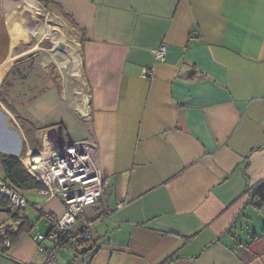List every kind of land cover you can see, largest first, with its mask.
Segmentation results:
<instances>
[{"label":"crops","instance_id":"0c3cea01","mask_svg":"<svg viewBox=\"0 0 264 264\" xmlns=\"http://www.w3.org/2000/svg\"><path fill=\"white\" fill-rule=\"evenodd\" d=\"M13 1L0 0V154L40 150L31 137L42 148L45 133L93 145L104 196L92 218L85 210L95 250L83 264H264V216L252 204L264 184V0ZM37 56L62 79L15 107L34 126L28 136L8 83ZM44 198L35 206L64 214ZM37 235L0 264H43Z\"/></svg>","mask_w":264,"mask_h":264},{"label":"built area","instance_id":"2783aa9c","mask_svg":"<svg viewBox=\"0 0 264 264\" xmlns=\"http://www.w3.org/2000/svg\"><path fill=\"white\" fill-rule=\"evenodd\" d=\"M153 55L156 61H163L165 47L161 46ZM149 74L152 76V72H146V77ZM20 161L43 185L39 193L47 201L59 200L65 207L62 216L42 212L41 207H37L52 227L50 233L35 237L38 250L44 255L43 264H58L56 255L60 251L68 250L78 240L92 239V222L87 220L85 208L98 204L104 196V179L93 156V145L85 141L69 142L61 134L45 133L42 149L27 151ZM0 194L7 196L17 208L29 205L19 192L1 179ZM66 238L73 243H66ZM5 245L10 247L9 242Z\"/></svg>","mask_w":264,"mask_h":264},{"label":"trees","instance_id":"16d2710c","mask_svg":"<svg viewBox=\"0 0 264 264\" xmlns=\"http://www.w3.org/2000/svg\"><path fill=\"white\" fill-rule=\"evenodd\" d=\"M22 61L23 59L19 60L20 63ZM33 64L34 63H32V65L28 64V67H23L22 64L16 65L11 72V76L17 78L22 77L21 74L23 68H30V72H32L34 70ZM54 68L56 69L55 66ZM1 100L2 102L5 101L4 98H1ZM7 105H9L11 111H13L14 115H16L17 120L25 134L32 136L35 132L32 123L22 117L15 107L11 106L9 102ZM31 138V142H33L36 147L42 149L40 147V141H38L34 136ZM0 167L2 168L4 174V177L1 180L6 182L17 192L40 191L43 189V185H41L38 180L26 170L21 163L20 158L0 154ZM252 204L256 208L257 212L264 216V184L256 191ZM26 208H17L7 196L0 194V213L5 214L8 217L7 222L0 225V255H8L11 249L18 245L22 236L30 234L33 231L35 226L25 215ZM40 214L43 217V214ZM51 229L52 227L50 225L48 233H50ZM64 241L68 244L73 243L68 238ZM6 242L10 243V247H6ZM71 247H69L68 250H73V252L76 253L75 259H78L79 255L90 252V250H95L93 239L85 241L78 240L74 242Z\"/></svg>","mask_w":264,"mask_h":264},{"label":"rangeland","instance_id":"374dc122","mask_svg":"<svg viewBox=\"0 0 264 264\" xmlns=\"http://www.w3.org/2000/svg\"><path fill=\"white\" fill-rule=\"evenodd\" d=\"M47 15H48L47 24H49L54 31H59L60 24L55 20V18H53V16L50 13H47ZM4 37H5V29L3 28L0 31V39H3L1 45H3L5 41ZM70 46H72V44H70ZM74 51H75V48H72L70 53L73 54ZM77 56L80 57L79 53H77L75 56H71V55L66 56L69 59V61H67V65H65L67 66L66 68H69L72 65L71 63L72 59L75 60L76 58V61L79 63ZM44 57L45 56H37V58L31 61L32 63H34L33 64L34 70L31 73H28L29 71L23 68L22 69L23 71L21 74L22 77L20 78L13 77L10 79V83H8V89L10 91L8 90L7 94H8V98L10 99L9 103L11 104V106L17 107L19 110H21L23 105H28V103L33 101L38 95H42L46 90H48L51 84L54 83L56 85L58 84L59 79H62L61 71L63 69L61 68V65H60V68L62 70L61 69L59 70L56 65H55L56 66V69H55L54 65L49 63V60L46 59L47 57L45 58ZM40 61L43 64L45 63V66L38 64ZM30 74L32 76H30ZM28 93L31 94L30 99L28 101H23L24 100L23 97L27 96ZM3 177H4L3 170L0 167V179H2ZM19 194L21 196H25L29 200L30 204L25 210V215L30 219L32 224L35 225L33 232H31L30 235L27 234L25 236L33 237L39 233L42 235H46L48 231L50 230V224L44 217L41 216L40 212L37 209V206H35V204L40 205V203H44L45 198L40 196L38 191H19ZM94 206L95 205L91 206L90 208L87 207L85 209L87 214L91 218H92L91 208L92 207L94 208ZM81 256H79V260L74 259L73 250L60 251L56 255L58 264H83L82 262L83 256L82 257Z\"/></svg>","mask_w":264,"mask_h":264},{"label":"bare ground","instance_id":"6f19581e","mask_svg":"<svg viewBox=\"0 0 264 264\" xmlns=\"http://www.w3.org/2000/svg\"><path fill=\"white\" fill-rule=\"evenodd\" d=\"M3 3L1 4L2 6H5V7H8L9 5H11V8H18V4H17V2H15V1H13V0H1ZM14 11H13V14H17V15H20L22 18H24V19H26V20H28V21H30V20H33L34 18H32V17H30V16H27L26 14H28L27 12H24V11H22V10H15V9H13ZM30 24H32L33 26L35 25V24H33V23H30ZM57 44V43H56Z\"/></svg>","mask_w":264,"mask_h":264},{"label":"water","instance_id":"95a60500","mask_svg":"<svg viewBox=\"0 0 264 264\" xmlns=\"http://www.w3.org/2000/svg\"><path fill=\"white\" fill-rule=\"evenodd\" d=\"M57 48L59 50H61V51H65L66 50V47L64 45H60V44L57 45Z\"/></svg>","mask_w":264,"mask_h":264}]
</instances>
